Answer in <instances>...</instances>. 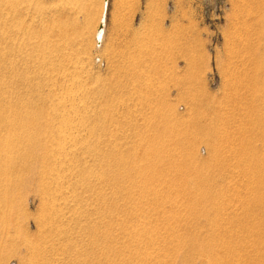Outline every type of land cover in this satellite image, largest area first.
Here are the masks:
<instances>
[{
	"label": "rangeland",
	"instance_id": "obj_1",
	"mask_svg": "<svg viewBox=\"0 0 264 264\" xmlns=\"http://www.w3.org/2000/svg\"><path fill=\"white\" fill-rule=\"evenodd\" d=\"M0 264H264V0H0Z\"/></svg>",
	"mask_w": 264,
	"mask_h": 264
},
{
	"label": "bare ground",
	"instance_id": "obj_2",
	"mask_svg": "<svg viewBox=\"0 0 264 264\" xmlns=\"http://www.w3.org/2000/svg\"><path fill=\"white\" fill-rule=\"evenodd\" d=\"M103 3H106V0H103ZM103 26H104V23H103V20L100 18L99 19V23H98V26H97V29H96V34H95V39H96V42H100L101 40V35H102V29H103ZM71 137V136H70ZM74 137V136H73ZM55 183V182H54Z\"/></svg>",
	"mask_w": 264,
	"mask_h": 264
}]
</instances>
